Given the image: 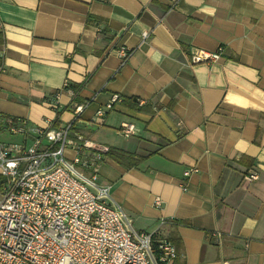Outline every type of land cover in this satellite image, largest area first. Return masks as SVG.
<instances>
[{
	"label": "crops",
	"instance_id": "1",
	"mask_svg": "<svg viewBox=\"0 0 264 264\" xmlns=\"http://www.w3.org/2000/svg\"><path fill=\"white\" fill-rule=\"evenodd\" d=\"M76 104L71 135L138 156L97 183L168 264H264V0H0V114L58 128Z\"/></svg>",
	"mask_w": 264,
	"mask_h": 264
},
{
	"label": "built area",
	"instance_id": "2",
	"mask_svg": "<svg viewBox=\"0 0 264 264\" xmlns=\"http://www.w3.org/2000/svg\"><path fill=\"white\" fill-rule=\"evenodd\" d=\"M221 51L196 50L189 62H214ZM129 54L123 46L116 50L121 64ZM83 107L76 104L73 120L58 128L0 114V132L19 137L18 142L0 141V264L170 263L177 257L173 244L160 240L154 248L151 235L136 231L111 201L110 187L97 183V166L107 149L70 134ZM119 132L128 137L134 126L122 123ZM191 172L196 170L184 176ZM257 178L253 170L244 176L248 182ZM153 203L158 207L161 200ZM212 236L219 243L220 234Z\"/></svg>",
	"mask_w": 264,
	"mask_h": 264
},
{
	"label": "trees",
	"instance_id": "3",
	"mask_svg": "<svg viewBox=\"0 0 264 264\" xmlns=\"http://www.w3.org/2000/svg\"><path fill=\"white\" fill-rule=\"evenodd\" d=\"M75 129H76V126H72V130H75ZM104 154L121 163L128 164V165H135V163L139 161L138 156L125 153L123 151L116 150V149H107V151ZM154 248H155V245H154Z\"/></svg>",
	"mask_w": 264,
	"mask_h": 264
},
{
	"label": "rangeland",
	"instance_id": "4",
	"mask_svg": "<svg viewBox=\"0 0 264 264\" xmlns=\"http://www.w3.org/2000/svg\"><path fill=\"white\" fill-rule=\"evenodd\" d=\"M0 138H2V139H8V140H10V139H13V138H11V137H10V136H8V135L1 136Z\"/></svg>",
	"mask_w": 264,
	"mask_h": 264
}]
</instances>
